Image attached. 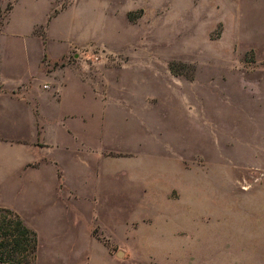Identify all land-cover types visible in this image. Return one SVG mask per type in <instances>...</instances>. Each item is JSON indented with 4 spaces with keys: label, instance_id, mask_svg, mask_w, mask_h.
I'll return each instance as SVG.
<instances>
[{
    "label": "rangeland",
    "instance_id": "374dc122",
    "mask_svg": "<svg viewBox=\"0 0 264 264\" xmlns=\"http://www.w3.org/2000/svg\"><path fill=\"white\" fill-rule=\"evenodd\" d=\"M57 1L54 9L55 0L44 1L39 32L53 55L68 52L47 71L77 76L92 97L67 106L89 126L74 174L99 177L104 195L124 203L104 216L106 228L119 221L130 232L118 241L128 254L118 264H175L155 260L165 249L152 228L174 225L190 207L176 199L264 193V0ZM85 5L89 22L77 24L74 10L85 14ZM79 92L74 83L71 94ZM27 218L41 255L54 260L51 229ZM187 240L198 247L192 232ZM37 254L30 264H58ZM73 263L93 264L86 256Z\"/></svg>",
    "mask_w": 264,
    "mask_h": 264
},
{
    "label": "crops",
    "instance_id": "0c3cea01",
    "mask_svg": "<svg viewBox=\"0 0 264 264\" xmlns=\"http://www.w3.org/2000/svg\"><path fill=\"white\" fill-rule=\"evenodd\" d=\"M44 1L0 0V208L25 219L36 233L38 262L74 264L86 256L93 264H118L128 256L118 241L130 232L119 221L106 228L104 216L118 213L124 203L104 195L99 177L74 174L75 152L87 150L89 126L87 115L75 119L74 107L67 106L87 105L92 97L77 76L47 71L68 51L57 57L46 47L39 32L46 23L37 15ZM54 3L51 9L59 1ZM87 11V5L85 14L74 10V21L88 23ZM54 12L47 19H54ZM74 83L80 88L78 97L71 94ZM176 200L190 207H182L174 225L152 228L159 232L153 243L165 249L163 255L154 253L155 260L163 256L175 264H264V193H200ZM188 209L191 216L196 213L195 219L189 220ZM27 216L42 217L51 229L49 254L54 260L41 255L40 233ZM190 232L196 249L188 243ZM61 243L65 250H58Z\"/></svg>",
    "mask_w": 264,
    "mask_h": 264
},
{
    "label": "trees",
    "instance_id": "16d2710c",
    "mask_svg": "<svg viewBox=\"0 0 264 264\" xmlns=\"http://www.w3.org/2000/svg\"><path fill=\"white\" fill-rule=\"evenodd\" d=\"M36 251V233L16 213L0 208V264H30Z\"/></svg>",
    "mask_w": 264,
    "mask_h": 264
},
{
    "label": "water",
    "instance_id": "95a60500",
    "mask_svg": "<svg viewBox=\"0 0 264 264\" xmlns=\"http://www.w3.org/2000/svg\"><path fill=\"white\" fill-rule=\"evenodd\" d=\"M118 256L121 257V254L119 253Z\"/></svg>",
    "mask_w": 264,
    "mask_h": 264
}]
</instances>
